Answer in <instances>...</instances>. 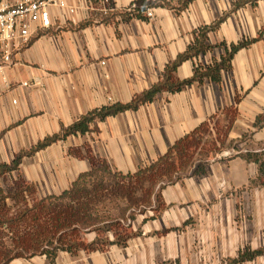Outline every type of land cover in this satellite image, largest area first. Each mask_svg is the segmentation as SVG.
<instances>
[{"label":"crops","instance_id":"1","mask_svg":"<svg viewBox=\"0 0 264 264\" xmlns=\"http://www.w3.org/2000/svg\"><path fill=\"white\" fill-rule=\"evenodd\" d=\"M185 1L111 0L108 10L105 0H69L74 13L52 7V27L15 52L12 64L0 65L1 165L89 111L152 88L203 26L222 19L209 42L227 46L181 62L174 82L191 78L198 64L219 60L232 43L250 42L220 82L205 78L161 91L137 110L93 122L25 156L18 170L0 176L33 184L44 198L69 189L96 160L134 173L187 137L197 147L209 138L214 145L200 147L189 171L159 185L160 208L154 202L121 220L124 245L59 249L6 264H264V254L235 261L244 250L264 248V0ZM133 4L151 8L153 17H122ZM105 16L111 17L101 22ZM90 18L92 24L79 28ZM246 153L259 161H248ZM98 236L108 242L117 233H81L87 244Z\"/></svg>","mask_w":264,"mask_h":264},{"label":"trees","instance_id":"2","mask_svg":"<svg viewBox=\"0 0 264 264\" xmlns=\"http://www.w3.org/2000/svg\"><path fill=\"white\" fill-rule=\"evenodd\" d=\"M189 1L191 0H186L185 2L188 3ZM120 14L124 18L133 16L146 18L144 10L140 8H134L131 12L123 11L120 12ZM114 15H117V13H114L111 16ZM111 16H105L100 21L107 22ZM221 20L222 19L214 24L200 28L195 42L188 47L186 52L178 56V59L167 68L164 78L152 88L135 96L130 102H116L95 108L81 116V118L72 125L68 127L63 126L59 133L49 135L31 148L19 152L11 163H2L0 165V176L2 177L7 173L18 170L25 156L34 155L37 151L45 149L49 145L64 139L70 134L85 132L89 130L90 124L93 122L105 120L109 116L117 115L127 110H137L141 105L152 101L156 94L161 91L177 90L195 81L202 83L205 78L220 82L222 79V73L232 69V60L235 53L239 49L250 44L249 41H243L237 44L232 43L230 45V50H227L225 54H222L219 60L214 58L210 65L198 64L195 68V73L191 78L174 82L172 80V73L176 67L185 60L199 57L200 55L213 50L217 46H227L226 42H221L217 45H213L209 42V33L219 27ZM93 22L92 18H90L86 22L81 23L79 28L86 27ZM193 145H196V142H194L193 139L189 140L188 137L182 139L171 147L166 154L159 157L158 160L150 165L141 167L134 173L115 171L109 166L106 160L93 161L91 170L81 173L69 189L65 190L60 195H50L40 199L39 203L44 204L41 206V214H39V216L34 215L30 219V222L33 224V231L30 234V242L28 244L29 253L32 255L49 252V254L55 255L59 249L72 251L78 248H85L92 250L96 249L98 245L107 243L124 245L127 236L119 233L121 218L124 217L123 212L132 208L133 205H139L140 203L144 204V202L151 200L153 191L149 192L148 188L143 190L142 185L144 183H149L153 190L158 184L161 185V187H164L165 184L177 180L180 175H176V169L171 164V160L174 159V152L181 147L182 152L184 153L186 146ZM243 156L248 161H259L258 157L252 153H246L243 154ZM187 164H189V162H187L186 165ZM106 178V183L109 185H105ZM112 181H116L114 182V185L112 184ZM162 182H164V184H162ZM21 184L22 186L18 192L22 194H25L27 191L30 193L36 191L33 184L25 182ZM112 187L115 188L113 189ZM123 190L126 194L124 200L127 201L124 211H122L123 209L120 210L119 215L116 216L110 214V211L103 213L104 210L107 211V206L105 204L106 200L109 199L112 194L123 196ZM138 190H141V193L135 196L134 193ZM0 199H2V197H0ZM101 203L102 206H100ZM155 203L156 207L160 208V201L155 200ZM64 204L67 209L60 208V205ZM152 205L153 203L151 206ZM28 214L29 213L24 212L16 218H4L3 220H0V224H8L10 227H13V224L19 225L25 220L26 215ZM134 215L135 214L130 218H134ZM88 228L96 231L101 230L103 232L115 230L117 236L114 241L108 242L104 238L98 236L92 244H87L81 238V233ZM13 230L14 228H11V231ZM58 234H60V238L57 237ZM55 242H57L56 245L51 247ZM261 254H264V248L257 250H244L240 252L239 257L235 261L240 262L251 260ZM18 256L19 255L15 257Z\"/></svg>","mask_w":264,"mask_h":264},{"label":"rangeland","instance_id":"3","mask_svg":"<svg viewBox=\"0 0 264 264\" xmlns=\"http://www.w3.org/2000/svg\"><path fill=\"white\" fill-rule=\"evenodd\" d=\"M200 147L201 146L197 147L196 145L186 146V150L184 153L182 152V149L180 147L179 149H177V151L174 152L175 155L174 159L171 160V164L175 167L177 176L189 171L190 165L194 163L197 158V150ZM201 148H203L204 151L214 148L213 140L209 138V140L205 142V144H203ZM187 162H189V164H187L188 167L186 165ZM0 182V185L2 186L0 187V197H2V199H0V220H3L4 218H16L24 212L29 213L28 215H26L25 220L19 225L13 224V227H10V225L8 224H0V264H6L9 259L17 255H31L28 251L30 234L33 231V224L32 222H30V219L34 215L39 216V214H41V206H43L44 204L39 203L41 198H39L35 192L30 193L29 191H27L25 194L18 192L22 184L19 181H15L14 178L7 177L6 180L1 179ZM106 182L107 178L105 179V185H109ZM114 182L116 181H112L113 185ZM112 188L114 189L115 187ZM142 188L143 190H146L148 188L149 192L153 191L151 200L144 202V204L140 203L139 205H133L132 208H129V210L123 212L124 217L121 216L122 221L128 220L133 214H136L139 211H144L146 208L150 207L151 204L155 202V200H159L157 191L159 188V184L153 190L152 187H150L149 183H144L142 185ZM140 193L141 190H138L134 193V195L136 196ZM122 195L123 196L112 194L105 202L107 211L104 210L103 213L110 211V214L116 216L119 215L120 210L123 209L122 211H124L127 205V201L124 200L126 196L124 190L122 191ZM100 206H102V203ZM60 208L67 209L65 204L60 205ZM11 228H14V230L11 231ZM57 237L60 238V234H58ZM56 243L57 242H55L51 247L56 245Z\"/></svg>","mask_w":264,"mask_h":264},{"label":"built area","instance_id":"4","mask_svg":"<svg viewBox=\"0 0 264 264\" xmlns=\"http://www.w3.org/2000/svg\"><path fill=\"white\" fill-rule=\"evenodd\" d=\"M105 2L110 6L108 10H112L111 0ZM52 7L68 9L71 13L76 10L69 0H0V65L12 64L15 52L52 27ZM134 8H138L136 4L125 11ZM144 13L153 17L151 8Z\"/></svg>","mask_w":264,"mask_h":264}]
</instances>
